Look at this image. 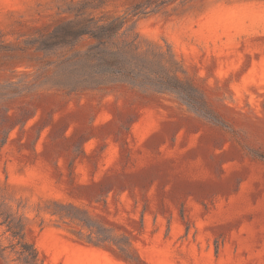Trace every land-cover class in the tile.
Segmentation results:
<instances>
[{"label": "rangeland", "instance_id": "1", "mask_svg": "<svg viewBox=\"0 0 264 264\" xmlns=\"http://www.w3.org/2000/svg\"><path fill=\"white\" fill-rule=\"evenodd\" d=\"M0 264H264V0H0Z\"/></svg>", "mask_w": 264, "mask_h": 264}, {"label": "trees", "instance_id": "2", "mask_svg": "<svg viewBox=\"0 0 264 264\" xmlns=\"http://www.w3.org/2000/svg\"><path fill=\"white\" fill-rule=\"evenodd\" d=\"M101 29H105L108 27V23H105V24H101L99 26ZM90 35L91 37H93L94 39H97L99 40L100 42L102 40H100L99 38H97L95 36V34H88ZM137 44L134 43L133 46H136ZM73 59H76V58H73ZM116 65V69H117V73L116 74H113L114 75V78H126V79H129V80H135V78L133 77V72L131 71L130 67H128L124 62H115ZM175 80H178L176 77H175ZM178 82V81H177ZM174 88L173 89H179L175 86H173ZM33 259H36V256L33 252V256H32Z\"/></svg>", "mask_w": 264, "mask_h": 264}]
</instances>
